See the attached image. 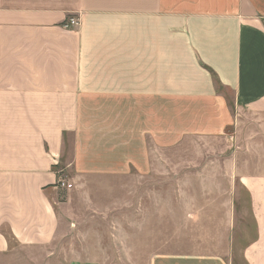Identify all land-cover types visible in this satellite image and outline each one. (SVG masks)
Listing matches in <instances>:
<instances>
[{"label":"crops","instance_id":"0c3cea01","mask_svg":"<svg viewBox=\"0 0 264 264\" xmlns=\"http://www.w3.org/2000/svg\"><path fill=\"white\" fill-rule=\"evenodd\" d=\"M245 116L264 122V0H0V264H102L63 245L85 235L97 179H153L188 139L217 146L220 242L148 264H234L238 187L255 229L242 261L264 264V172L234 150ZM139 212L155 248L157 211Z\"/></svg>","mask_w":264,"mask_h":264},{"label":"rangeland","instance_id":"374dc122","mask_svg":"<svg viewBox=\"0 0 264 264\" xmlns=\"http://www.w3.org/2000/svg\"><path fill=\"white\" fill-rule=\"evenodd\" d=\"M260 118L242 117L243 124L237 131L234 148L237 150L236 157L239 160L240 157H245L244 151L248 149L247 155L252 157V172L255 173L264 172L261 158L264 153V122ZM245 145L249 147L245 148ZM213 147L217 148L203 140H186L174 149V155L170 160H163L164 165L159 166L165 168L162 171H168L153 179H139L133 175L110 180L97 179L99 181L96 182L106 184L109 188L92 193L93 201L88 200L86 204L93 206L92 210L87 208V211L84 207L83 211L88 214L78 229L85 235L69 238L71 242L68 240L63 244L69 250H78L75 256L70 257L98 260L102 264H148L154 252H196L200 249L210 251L216 249L220 241H217L216 234L207 231L215 228L217 222V209L209 208L207 204L208 200L217 199V190L212 189V184L217 183V171L214 170V167L217 169V164L213 165L210 162L216 159L208 154ZM206 167L209 169L206 170ZM200 169L204 170L201 176ZM67 177L65 181L72 184V188H65L68 192L75 185L71 177L69 175ZM88 182L96 184L94 181ZM143 185L152 187L143 188ZM139 187L147 190L142 191V197L140 191L138 192ZM60 200H66L65 194L61 193ZM151 200L155 205L152 212L149 207ZM234 201L235 214L229 236L233 249L231 259L233 258L234 264H244L242 252L253 240L255 229L249 210V198L239 187ZM204 205L207 207L203 208ZM140 207L148 219L150 213L154 214L155 209L157 211L158 237L155 248L154 239L151 241L138 239L140 226L137 215L140 213ZM209 209L211 212L205 213ZM141 242L143 247L145 245L142 251L138 248ZM96 250L104 251L103 255L91 252Z\"/></svg>","mask_w":264,"mask_h":264},{"label":"built area","instance_id":"2783aa9c","mask_svg":"<svg viewBox=\"0 0 264 264\" xmlns=\"http://www.w3.org/2000/svg\"><path fill=\"white\" fill-rule=\"evenodd\" d=\"M79 24H80V22H79V19H77V18H75V17H72V18H70L67 22H66V24H65V26L67 27V28H75V27H77V26H79ZM60 185H61V187L62 188H66V189H70V188H72V185L71 184H68L65 180L63 181H61V183H60Z\"/></svg>","mask_w":264,"mask_h":264}]
</instances>
